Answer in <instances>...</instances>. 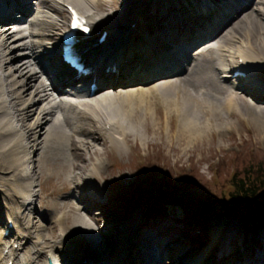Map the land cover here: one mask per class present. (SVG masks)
Returning a JSON list of instances; mask_svg holds the SVG:
<instances>
[{"label": "bare ground", "instance_id": "obj_1", "mask_svg": "<svg viewBox=\"0 0 264 264\" xmlns=\"http://www.w3.org/2000/svg\"><path fill=\"white\" fill-rule=\"evenodd\" d=\"M104 2L106 0H37L31 8L28 0H0V174H9L0 175V192L4 195V203L0 205V264H83L86 259L79 261L73 255H66L69 246L68 250L82 240L104 244L103 233L99 234L83 216L73 215L78 211L90 215L100 199L96 174L104 171L105 164L100 159L104 151L100 152L91 142L105 148L104 138H107L124 148L128 134L139 136L142 130L148 129L151 119L163 134L172 132L176 148L185 142L186 150H191L213 134L225 138L234 129L231 118L235 116L239 123L253 126L264 140V0H226L223 5L216 0H158L152 6L144 5L143 1L131 24L129 19L126 22L125 16L121 19L123 16L92 9L83 12L93 24L95 37L83 43V56L90 63L98 66L109 61L111 55L115 56L114 53L135 36L140 47H133L131 52L136 54L137 49H146L144 62L139 66L133 65L138 59L134 54H131L133 61L124 62L123 68L133 74V83L128 80L130 74L124 77L120 73L121 78L116 82V75L106 77L96 68L97 78L104 79V89L90 96L83 82L72 79L66 84L67 69L58 52L61 41L56 52L45 42V39L53 42L58 33H50L51 29L62 30L64 24L49 18L48 12L64 13V3L76 8L78 4L97 6ZM129 5L126 4V9ZM15 11L25 13L23 22L15 21L22 16H12ZM215 13L222 20H217L215 26L209 25ZM150 16L171 19L168 23L171 28L167 31L158 22L163 34L158 37L151 34L148 38L143 22ZM186 20L187 24L182 23ZM198 20L204 23L202 34L186 37L187 27H198ZM132 24H136L135 31ZM104 31L110 33L108 41L96 46ZM178 45L185 46L183 51ZM13 49L19 51L14 59L11 58L14 51L10 52ZM163 64L171 67L170 72L155 69ZM231 64L232 70L229 69ZM235 68L245 72L247 79L235 77ZM139 81L145 86L127 87ZM126 87L129 90H125ZM122 100H126L125 104H121ZM118 103L123 106L122 110L115 107ZM161 109L165 111L164 117L156 115ZM75 135L80 138L76 139ZM67 147L73 150L74 160L58 163L56 159L48 165L57 176L65 174L69 180L63 183V191L87 190V193L83 192L84 196L76 204L71 203L70 198L63 204L53 203L59 235L53 236L55 226H47L46 230L53 236L49 239L42 233L45 226L33 220L36 172L31 167L32 154H53ZM92 156L95 160L88 166L86 159L92 160ZM159 158L158 163L164 165ZM25 181L28 183H23ZM88 201L92 206L86 209ZM90 217L93 222H99L96 217ZM69 219H72L71 226ZM10 222L15 228L7 235ZM138 226L137 216L102 264H127L128 250L136 255L137 248H142L145 255L153 245L164 254L161 241L157 243L152 235L143 242H132V233ZM155 229L161 236L168 234L167 227L156 226ZM233 236L240 238L234 224L227 221L216 224L214 243L220 241L224 246L220 259L212 263L204 254L192 264H264V250L246 260L239 251L241 241L230 246ZM261 236L264 247V232ZM249 247L243 249L245 253L251 251ZM143 255H137L135 264H146L144 260L151 262Z\"/></svg>", "mask_w": 264, "mask_h": 264}, {"label": "rangeland", "instance_id": "obj_2", "mask_svg": "<svg viewBox=\"0 0 264 264\" xmlns=\"http://www.w3.org/2000/svg\"><path fill=\"white\" fill-rule=\"evenodd\" d=\"M30 1L32 0H28V4ZM143 1L144 5H149L156 0H134L128 9L125 7V3H128V0H106V2L97 6L82 5L81 3V5L78 4L77 6L76 4V6L81 12L92 9L102 14L111 13L116 16H123L121 19H124L125 16L126 22L129 19V23H131L138 14V10L142 7ZM222 1L218 0V3L223 5L224 2ZM33 4L31 3L28 6L33 8ZM48 13L50 15L49 18L54 19L60 25L64 24L62 30L51 29L50 33H58L56 39L53 41L54 43L49 39H45V42L48 43V48H55L56 52L60 37L67 27L65 23L68 13L66 11L64 13L49 11ZM18 14L20 12L15 11L12 16ZM31 14H33V10H31ZM215 18L209 20V25L215 26L217 25V20H222L219 14H216ZM158 22L167 31L169 30L168 22L157 16H150L143 24L150 34L158 37L163 34L157 25ZM186 22L189 21L187 20ZM126 26H128L127 23ZM199 28L201 27H195L190 32L194 35L202 34L204 27L202 26L201 32L197 33ZM186 37H189L188 33ZM133 47H140L136 44L135 40L127 42L126 50L122 51V53L130 52ZM143 50L145 52L146 49ZM12 51L14 49L10 52ZM18 52L14 51L11 54V58L14 59V56H17ZM135 52L140 54L142 50L137 49ZM145 56L138 57L133 65L139 66V63L143 62ZM16 64L14 62V66ZM232 66L233 64L230 65V70H232ZM159 69L165 70L164 68ZM130 76L132 77L133 74H130ZM155 81H151L149 84ZM141 82L139 81L127 87H133L134 89L144 87L145 85L141 84ZM127 87L125 90H129ZM120 102H122L121 104H125L126 100ZM121 104L118 103L115 107L122 110L123 106ZM159 112L160 114L156 115L165 116L163 109ZM236 118V116L231 118L234 129L228 132L225 138L213 134L205 139L204 142H198L191 150H186L187 145L185 142L176 148L177 144L172 137V132L163 134L158 124L152 123L151 119L148 120V129L140 132L141 136L134 133L128 134L123 146L124 148H119L107 138H104L105 148L98 142H91L100 152L104 151L100 156V159L105 164L104 171L96 174V189L99 192L100 199L98 205L91 209L90 215L84 211H78L73 215L74 217L83 216V218L89 220L95 226L96 231L99 234L103 233L104 237L108 238V240L101 238V241L104 243L103 245H98L94 241L87 243L82 240L76 245H72L70 250H68L69 246L66 255H73L79 261L81 258L86 259L83 260V264L89 261L94 264L105 263V260L110 255L112 246L125 236L133 218L137 216L139 217V226L132 233V242H143L151 235L152 237L154 236L153 238L157 240V243L161 241L164 254L160 255L156 251L155 253L151 251L153 257L159 260V264H189L204 254L207 255L208 261L217 263L221 257V251L224 250V246L220 241L214 243V231L216 224L223 221L235 225L240 238L233 236L230 240V246L234 247L238 241H241L239 251L244 258L253 256L259 252L261 253L264 250L262 246L263 241L261 240V235L264 232V222L262 226H259V221L257 220L248 221L244 229L241 217L242 211H245L243 206L234 202L232 205L234 209L226 212L223 208L215 207L212 204L208 208V210L212 211H205V209L207 210L205 208L207 203H212L215 198L224 197L229 194L232 190L230 178L238 169L242 170L247 163L256 164L264 157L263 135L258 134L253 126H249L244 122L239 123ZM30 121L31 119L28 122ZM171 126H174L173 120ZM75 137L76 139L80 138L78 135H75ZM45 153L42 156L32 154L33 162L31 167L32 169L35 168L36 172L34 176L35 209L33 220L35 223L44 225L42 233L47 238L52 239L53 236L57 237L59 235V227L54 220L57 214L52 212L53 203L63 204L70 198L71 203L76 204L79 198L84 196L82 193H87V190L63 191V183L69 180L65 174L58 173L59 176H57L54 169H51L50 165H48L49 163H55L56 159H59L57 160L58 163L67 162L70 159L74 160L75 156L70 147H67L62 152L56 151L53 153L54 155L51 152ZM158 156H160L159 159H162L165 170L171 171L173 174L171 178L172 182L169 181V184L174 183L178 188L175 197L164 199L161 202L158 201L156 205L149 201L159 191L162 192V186H167L164 191H168V188L171 189V187H168L169 185L165 183L164 177L146 179V176L142 178L140 176L141 172H138L139 165H144L145 162L157 163L158 160L156 159H158ZM86 160L89 166L95 158L92 156V160H89V158ZM193 170L194 172H192ZM192 174L196 175L195 178H198L199 181L196 180L195 182L193 181L194 179L188 178ZM0 175L5 176L9 174ZM23 183L28 182L25 181ZM91 184H95V182ZM55 190H59L57 194H53ZM3 197L4 195L0 192V205L4 203ZM85 197L89 198L88 196ZM139 200L146 203H140ZM87 204L86 209L92 206L91 201H88ZM171 209L177 213V216L171 215ZM90 216L96 217L99 222H93ZM68 224L69 226L72 225V219H69ZM47 226L56 227V232L53 236L46 230ZM156 226L167 227L169 231L167 230L166 232L168 234L165 236L159 235L157 229H155ZM154 246L157 248L156 245ZM248 246H250L251 251L245 253L244 248ZM137 255H140L138 248L136 255L129 253L128 250L126 252L127 264H135L138 258Z\"/></svg>", "mask_w": 264, "mask_h": 264}, {"label": "trees", "instance_id": "obj_3", "mask_svg": "<svg viewBox=\"0 0 264 264\" xmlns=\"http://www.w3.org/2000/svg\"><path fill=\"white\" fill-rule=\"evenodd\" d=\"M141 175L150 178H161L164 177L165 183L168 184V191H164L167 186H162V192L159 191L157 200L162 201L167 198L175 197L177 191V186L169 181L172 179L171 171L165 170V167L160 163H148L145 165H139V172ZM194 172V170L192 171ZM191 172V173H192ZM140 175V176H141ZM194 176H189L188 178L194 179L193 181H199L198 178ZM161 182V181H159ZM172 182V181H171ZM231 191L228 196L217 197L213 202L207 203L206 207H211L212 204L215 207H221L228 211L234 209L232 206L234 202L244 207L245 211H242V220L244 227L248 224V221L257 220L259 221V226L263 225L264 222V157H262L258 163H247L244 165L243 169L237 170L234 175L230 178ZM166 187V188H165ZM177 203V201L175 200ZM156 203V201L154 202Z\"/></svg>", "mask_w": 264, "mask_h": 264}, {"label": "water", "instance_id": "obj_4", "mask_svg": "<svg viewBox=\"0 0 264 264\" xmlns=\"http://www.w3.org/2000/svg\"><path fill=\"white\" fill-rule=\"evenodd\" d=\"M170 213L171 215L177 216V213L173 209H171Z\"/></svg>", "mask_w": 264, "mask_h": 264}, {"label": "snow or ice", "instance_id": "obj_5", "mask_svg": "<svg viewBox=\"0 0 264 264\" xmlns=\"http://www.w3.org/2000/svg\"><path fill=\"white\" fill-rule=\"evenodd\" d=\"M85 31H87V29H85Z\"/></svg>", "mask_w": 264, "mask_h": 264}]
</instances>
